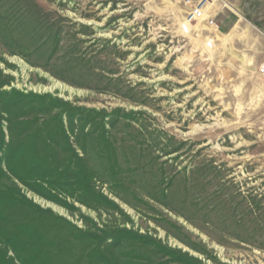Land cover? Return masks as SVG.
<instances>
[{
	"label": "rangeland",
	"instance_id": "obj_1",
	"mask_svg": "<svg viewBox=\"0 0 264 264\" xmlns=\"http://www.w3.org/2000/svg\"><path fill=\"white\" fill-rule=\"evenodd\" d=\"M208 7L219 29L184 31L186 0H0L3 89L135 112L108 125L114 159L85 141L120 211L21 187L80 227L105 220L205 264H264V0Z\"/></svg>",
	"mask_w": 264,
	"mask_h": 264
},
{
	"label": "trees",
	"instance_id": "obj_2",
	"mask_svg": "<svg viewBox=\"0 0 264 264\" xmlns=\"http://www.w3.org/2000/svg\"><path fill=\"white\" fill-rule=\"evenodd\" d=\"M54 39L61 43L59 29ZM5 83L0 78V264H205L152 234L105 220L80 227L29 198L21 185L68 209L78 202L120 211L97 188L85 141L114 159L108 125L135 112L76 106L50 93L3 89Z\"/></svg>",
	"mask_w": 264,
	"mask_h": 264
},
{
	"label": "built area",
	"instance_id": "obj_3",
	"mask_svg": "<svg viewBox=\"0 0 264 264\" xmlns=\"http://www.w3.org/2000/svg\"><path fill=\"white\" fill-rule=\"evenodd\" d=\"M208 4H211V0H198L194 2L193 0H186L187 10V19L183 24L184 31H188V26L191 23H203L206 27L218 28L219 24L216 23L213 14L209 12ZM208 46H212V39H209L207 42ZM261 73L264 74V64L260 68Z\"/></svg>",
	"mask_w": 264,
	"mask_h": 264
},
{
	"label": "bare ground",
	"instance_id": "obj_4",
	"mask_svg": "<svg viewBox=\"0 0 264 264\" xmlns=\"http://www.w3.org/2000/svg\"><path fill=\"white\" fill-rule=\"evenodd\" d=\"M216 1H217V0H211V4H212V3H215Z\"/></svg>",
	"mask_w": 264,
	"mask_h": 264
}]
</instances>
